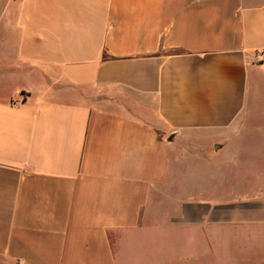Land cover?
Returning a JSON list of instances; mask_svg holds the SVG:
<instances>
[{
    "label": "crops",
    "instance_id": "obj_1",
    "mask_svg": "<svg viewBox=\"0 0 264 264\" xmlns=\"http://www.w3.org/2000/svg\"><path fill=\"white\" fill-rule=\"evenodd\" d=\"M236 241L264 258V0H0V264Z\"/></svg>",
    "mask_w": 264,
    "mask_h": 264
},
{
    "label": "rangeland",
    "instance_id": "obj_2",
    "mask_svg": "<svg viewBox=\"0 0 264 264\" xmlns=\"http://www.w3.org/2000/svg\"><path fill=\"white\" fill-rule=\"evenodd\" d=\"M18 81L8 83V89L12 90L17 88L19 85ZM232 252L230 255L222 256L221 264H264V258H262V254L258 252L255 254H250L245 252V244L241 241H236L231 244L229 247ZM249 254V255H248Z\"/></svg>",
    "mask_w": 264,
    "mask_h": 264
}]
</instances>
